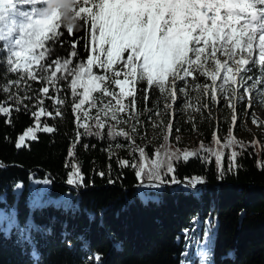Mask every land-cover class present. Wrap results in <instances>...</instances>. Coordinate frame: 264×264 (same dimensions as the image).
Wrapping results in <instances>:
<instances>
[{"label": "snow or ice", "instance_id": "6c2138e0", "mask_svg": "<svg viewBox=\"0 0 264 264\" xmlns=\"http://www.w3.org/2000/svg\"><path fill=\"white\" fill-rule=\"evenodd\" d=\"M46 3L0 0V53L4 54L0 65L5 66L7 75L16 77L0 85V92L7 94V100L0 102V115L11 124L13 112L21 107L28 110L26 100L35 99L37 109L31 112L34 126L16 139V149L38 140L37 133L56 131L41 118L65 116L63 109L68 102L59 95L61 82L67 83L77 128L67 154L70 159L83 137L102 140L105 129L110 141H131L135 159L138 146L131 133L136 131V124L129 121L138 120L141 97L147 106L154 93H158L154 101L157 116L162 115L158 110L161 100L164 112L174 114V105L183 97L182 110L194 107L197 113L202 108L210 112L211 106L223 102L232 112L233 125L238 121L239 106L247 101V113L254 94L264 103V0H74L72 11L84 29L80 38H76L77 29H65L56 12L46 14ZM80 39L85 41L87 57L77 62ZM56 46H67V55H58ZM200 78L205 83H199ZM33 83L40 87L33 89ZM33 91L35 96L29 95ZM202 97L206 99L202 101ZM45 100L52 102L54 112L44 107ZM252 123H259L255 116ZM121 125H129L131 132ZM168 129H172V121ZM164 139L169 137L165 135ZM233 144H238L241 151L228 155L229 171L238 166V157L245 149L231 136L224 146ZM114 146L124 147L119 143ZM88 147L84 145L85 150ZM213 155L222 178L225 153L217 151ZM195 156L197 153L190 151L179 155L157 151L149 157L146 149L139 147L135 163L125 158H118L117 163L121 168H133L142 185L147 180L148 187L158 188L180 184L174 174L175 163ZM98 174L103 177L105 172ZM85 179L82 167L72 163L66 183L87 187ZM36 183L51 181L46 178ZM109 183L115 181L109 179ZM202 183L201 177L188 181L193 188Z\"/></svg>", "mask_w": 264, "mask_h": 264}, {"label": "trees", "instance_id": "16d2710c", "mask_svg": "<svg viewBox=\"0 0 264 264\" xmlns=\"http://www.w3.org/2000/svg\"><path fill=\"white\" fill-rule=\"evenodd\" d=\"M79 25L76 38L84 36ZM56 49L67 55V46ZM78 50L77 62L86 61L83 39ZM15 78L0 65V85ZM6 100L0 92V102ZM154 101L147 106L155 108ZM25 104L28 110L13 112L11 124L0 115V264H264L263 144L236 139L245 149L229 171L228 155L241 151L238 144L224 146L237 134L236 124L195 118L201 141L193 147L197 156L174 165L181 183L153 188L147 180L142 185L133 168L118 166L117 159L124 157L113 147L126 141H110L106 129L102 140L83 137L74 157H68L77 132L70 102L65 116L48 124L55 126L54 133H37L38 140L16 149V139L32 126L31 112L37 110L35 99ZM139 104H144L142 97ZM44 107L51 111L49 102ZM143 147L149 157L159 152ZM217 151L225 153L222 178L213 155ZM164 153L177 151L171 147ZM125 159L135 163L139 153ZM72 163L82 167L87 187L66 183ZM192 177L204 183L193 188L188 184ZM46 178L51 181L46 188L29 192L30 180ZM16 184L22 187L18 195L13 193Z\"/></svg>", "mask_w": 264, "mask_h": 264}, {"label": "rangeland", "instance_id": "374dc122", "mask_svg": "<svg viewBox=\"0 0 264 264\" xmlns=\"http://www.w3.org/2000/svg\"><path fill=\"white\" fill-rule=\"evenodd\" d=\"M3 55L4 54L2 53V56ZM39 87H40L39 84L36 83L32 84L33 89H38ZM61 87H62V91L59 93V95L62 98H66L67 102L71 103V95L69 90L67 89V83L61 82ZM157 96L158 93H154L152 99L154 98L156 100ZM201 99L203 101L206 98L202 97ZM45 102H49V105L51 106V111L54 112L55 109L52 106V102L50 100H45ZM251 103H252V107L247 110V113L245 111V105L247 104V101L245 102V105L243 107L244 109L241 110L240 112H237L238 115V121L236 123L237 134L231 135V137L234 139H244L250 142L260 141L263 144L262 148L264 150V103H261V97L255 94L251 98ZM163 104L164 101L161 100L160 107L158 109L162 113V115L160 116H157L156 114L157 112L156 107L151 108L149 106H145V104H139L141 114L138 120L129 121V124L131 123L136 124V131L131 133L132 139L135 142V146H138L136 149V153H139V147H143V146H150L154 151L159 150L161 155H163L164 150H167L168 148L171 147L177 151L178 155L182 154L183 151L193 152L194 145L200 143L201 141L199 139L196 124L193 123L195 118H198V122H199L201 117L202 118L219 117L222 121H226L227 124L230 125V127L233 126L231 120L232 112L229 108H227V106L223 102H221V104L219 105L211 106L210 112L209 110L202 108L201 112L197 113L194 110V107L193 109L182 110L184 99L183 97H181V99L177 101L176 104L174 105V114L165 113L163 110ZM193 104L195 105L194 94H193ZM242 106L243 105L239 106V109ZM149 108L153 109V111L149 112L148 111ZM202 113L204 116H202ZM94 114L95 112H93V115ZM253 116H255V118L259 121L258 124L252 123ZM41 120L42 123H46V124H49L50 122L54 121V119L48 117H42ZM169 121H172V129L170 131L168 129ZM109 123H111V121H109ZM34 124L35 121L33 122L32 126H34ZM121 127H124L125 129L131 132L129 125H121ZM165 135L169 137L167 141L164 139ZM223 140L225 141V139ZM122 145H124L122 149H118L114 146L112 152H118L119 153L118 155L123 156L124 158H128L132 156L133 155L132 142L126 141ZM213 148L215 150L214 145ZM36 181H40V180H30L28 187L29 192L34 190L35 188H40V187L46 188L48 186V184L36 183ZM21 189L22 187L20 188L14 187L13 193L15 195H18ZM140 198L142 201L145 200L144 196L142 195L140 196ZM0 218H1V214H0ZM210 234H212V232ZM206 236L207 234H205V237L203 239L204 240L203 242L205 243H206L205 241ZM210 241L211 240H209V242Z\"/></svg>", "mask_w": 264, "mask_h": 264}, {"label": "clouds", "instance_id": "9594fccd", "mask_svg": "<svg viewBox=\"0 0 264 264\" xmlns=\"http://www.w3.org/2000/svg\"><path fill=\"white\" fill-rule=\"evenodd\" d=\"M75 6L74 0H47L43 10L48 15L56 12L65 29L72 28L75 30L79 25V21L72 11Z\"/></svg>", "mask_w": 264, "mask_h": 264}]
</instances>
